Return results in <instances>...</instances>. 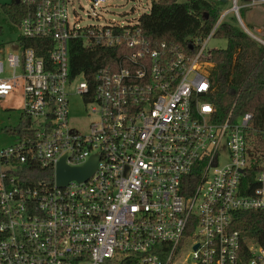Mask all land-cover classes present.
Masks as SVG:
<instances>
[{
    "label": "built area",
    "instance_id": "obj_1",
    "mask_svg": "<svg viewBox=\"0 0 264 264\" xmlns=\"http://www.w3.org/2000/svg\"><path fill=\"white\" fill-rule=\"evenodd\" d=\"M21 1L20 34L0 44V100L20 91L31 121L0 148V264H264V238L241 227L264 212V130L250 111L218 118L206 71L229 13L264 45L241 15L264 0H211L231 7L185 46L153 43L138 21L79 27L70 0ZM75 41L115 53L75 73ZM75 94L98 113L87 132L72 124ZM63 156L97 168L59 186Z\"/></svg>",
    "mask_w": 264,
    "mask_h": 264
},
{
    "label": "trees",
    "instance_id": "obj_2",
    "mask_svg": "<svg viewBox=\"0 0 264 264\" xmlns=\"http://www.w3.org/2000/svg\"><path fill=\"white\" fill-rule=\"evenodd\" d=\"M220 1L211 0H153L149 13H144L136 27L153 43L171 41L187 45L196 37H205L217 22ZM8 19L18 24L28 8L21 0L2 4ZM1 31V26H0ZM215 36L227 40L226 48L211 49L206 71L212 81L210 100L217 107V116L224 119L230 110L234 115L247 111L254 114L255 127L264 130V45L252 38L240 26L224 22ZM115 49L90 47L75 41L71 46V69L73 72L97 68L106 55H114ZM30 118H21L17 126L5 127L7 133H28ZM262 134V133H258ZM37 177H52L53 170L38 167ZM31 174L29 167L23 171ZM241 227L248 229L259 239L264 238V212H247Z\"/></svg>",
    "mask_w": 264,
    "mask_h": 264
},
{
    "label": "rangeland",
    "instance_id": "obj_3",
    "mask_svg": "<svg viewBox=\"0 0 264 264\" xmlns=\"http://www.w3.org/2000/svg\"><path fill=\"white\" fill-rule=\"evenodd\" d=\"M12 0H0V44H9L17 40L20 34L18 24L8 19L2 9V4L9 3ZM153 0H107L101 7L94 8L90 0H70L68 3L69 18L73 21L76 17L79 27L111 25L113 23H128L138 21L142 14L149 13ZM157 1V0H155ZM188 0H179L187 2ZM221 12L231 7V2H218ZM243 3V1H241ZM242 20L257 36L264 39V5H254L243 8ZM228 22L240 25L233 13L226 17ZM227 40L224 37L214 36L208 43V49L226 48ZM81 77L75 79L76 84ZM24 97L20 91L11 92L4 100H0V148L13 142V137L6 131L5 127L17 126L20 123V113L23 109ZM95 104H85L80 95L71 97V117L72 124L79 129L87 132L86 124L95 121L98 113L93 111ZM224 158L220 162L223 163Z\"/></svg>",
    "mask_w": 264,
    "mask_h": 264
},
{
    "label": "water",
    "instance_id": "obj_4",
    "mask_svg": "<svg viewBox=\"0 0 264 264\" xmlns=\"http://www.w3.org/2000/svg\"><path fill=\"white\" fill-rule=\"evenodd\" d=\"M97 157H92L86 164L79 167H71L63 156L56 167V181L59 186H65L70 180H87L97 168Z\"/></svg>",
    "mask_w": 264,
    "mask_h": 264
}]
</instances>
